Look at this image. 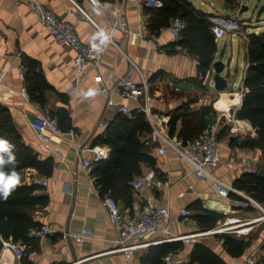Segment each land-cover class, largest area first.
<instances>
[{
  "label": "crops",
  "instance_id": "crops-1",
  "mask_svg": "<svg viewBox=\"0 0 264 264\" xmlns=\"http://www.w3.org/2000/svg\"><path fill=\"white\" fill-rule=\"evenodd\" d=\"M42 1L57 15L72 21L85 43L103 42L109 32L114 42L107 46L101 64L91 63L88 73L78 79L77 70L73 65L75 49L70 45L57 43L28 3L0 0V63H14V69L4 78L5 85H0V102L10 108L25 141L36 149L39 157L54 158V167L49 175L40 172L36 167H27L17 172L19 183L36 181L41 184L42 188L38 192L46 193L49 201L36 207V217L41 223L48 221L57 228L47 239L33 238L25 243L28 258L33 264H81L77 261L92 254H97L93 258V264H142L143 255L152 244L162 242L160 239L203 231L194 216L197 210L192 205L196 201L205 208L224 213L219 221L228 215L260 214L259 208L253 204L235 207L231 198L216 191L209 178L198 177L192 166L185 162L174 148L169 146L166 153L159 154L153 145L146 142L147 149L156 156V177L163 180V185L157 187L146 183L140 189L134 188L130 199L124 195H117V199L122 211L127 215L132 214L148 200L167 205L171 211L170 230L158 231L146 239H129L128 244L138 241L150 243L134 248L131 258L127 259L124 251L113 250L119 246L118 233L103 203L104 196L99 193L95 183L96 177L92 169L85 170L77 159L78 144L92 143L95 135L104 129L99 126V121L103 120L107 125L119 111V106H107L106 97L100 89L101 84H111L113 72H128L132 67L136 79L145 76L150 80L153 110L167 125L175 111H183L186 107L198 110L210 106L206 128L212 124L216 125L218 132L225 128L223 136L229 131L238 132L237 140L256 136L252 122L236 116L242 103L248 66V33L252 32V22L248 18L243 19L245 28L239 30L244 36L241 40L245 39L241 46L244 68L240 80L239 66L234 68L231 65L232 58L228 62L224 59L223 51L221 52L222 39H218L213 63L217 59L226 62L222 74L229 81V88L219 90L215 87L213 79V64L206 75L200 73L197 57L177 43L168 26L157 32L152 30V6L147 5L144 0ZM192 1L196 8L216 14L212 12L211 7H203L197 1ZM223 1L225 3V0ZM240 4L243 5L241 1ZM234 10L231 8L230 12ZM119 14H124L127 18L125 27L114 26ZM229 38L233 42L232 36ZM25 56L39 62L54 87L47 91V110H58L61 106H66L71 114L72 128L64 130L60 127L61 131L54 133L43 145L37 129L32 125L35 106L29 99L25 77L20 71L21 66L24 67L22 58ZM99 75L102 76L101 80L98 79ZM236 84L239 86L235 87ZM224 91L230 93L229 99L236 98L235 93L240 91V102H228L222 107L219 106L217 103ZM114 95L118 103L126 102L132 107L138 104L135 99L124 98L118 92H114ZM63 96L68 99L67 102L63 100ZM241 143L242 141L224 139L222 162L215 170L218 175L233 184L248 166L256 168L262 161L261 149ZM232 161H235L233 165L230 164ZM150 169L151 166L145 165L144 172ZM43 178L48 179V185L41 183ZM182 207L190 210L187 219L181 214ZM84 227L94 229V233L85 236L82 241L63 236L64 231L81 232ZM205 236L210 240H204ZM252 236L253 240L248 246H260L264 256V221L256 223L253 231L246 237ZM181 240L183 246L178 250L185 259L184 264H199L198 261L191 260L190 254L195 242L203 240L213 246L225 258L227 264H235L241 260L233 257L239 255H230L222 240L215 234L192 235L189 239ZM1 259L10 264H24L22 259H17L7 250L0 256Z\"/></svg>",
  "mask_w": 264,
  "mask_h": 264
},
{
  "label": "trees",
  "instance_id": "trees-1",
  "mask_svg": "<svg viewBox=\"0 0 264 264\" xmlns=\"http://www.w3.org/2000/svg\"><path fill=\"white\" fill-rule=\"evenodd\" d=\"M241 0H225L229 7L241 6ZM150 26L154 32L168 26L175 16L182 17L187 25L177 43L181 44L198 59L199 72L209 71L213 64L218 48V38L213 30L211 15L194 5L192 0H164L161 7L152 6ZM247 49L248 66L244 78V93L241 106L237 109L238 118L249 119L256 129V136L242 140V145L258 147L264 153V29L248 33ZM26 89L30 99L47 110V91L53 89L38 61L30 57L22 58ZM236 98L229 99L227 92L222 93L218 105L239 103L240 91ZM65 102L68 101L64 96ZM210 106L198 110L184 108L175 111L168 121L171 136L183 137L186 141L197 137L207 126ZM49 111V109L47 110ZM64 130L72 128L71 114L66 106L49 111ZM152 130L146 114L138 107L130 113L119 110L110 119L104 129L95 135L92 143H104L110 146L109 156L95 161L92 172L99 193L103 196L110 194L124 195L130 199L134 192V180L144 172L145 165L156 170V156L146 145V136ZM225 128L219 132L223 136ZM0 137L5 138L11 147L0 148V173L10 175L12 170L18 172L27 167H36L44 174H51L54 158H40L36 149L28 144L17 126L10 108L0 102ZM236 142V138L234 139ZM14 153V158H10ZM234 185L264 204V162L255 171H244L238 176ZM3 183L0 181V189ZM39 182L17 183L5 198L0 195V250L2 239L13 236L23 244L34 237L29 235L31 227L41 222L37 219L35 209L49 201ZM233 196H237L232 193ZM197 210L194 215L202 230L214 227L224 213L205 208L199 201L192 205ZM215 235L222 239L223 245L230 255H240L252 242V237L238 236L233 232H217ZM183 246L181 239L162 241L152 244L142 257V264H167L164 257L170 250H178ZM191 260L199 264H227L225 258L213 246L203 241H197L191 251ZM24 264H33L26 254L22 258Z\"/></svg>",
  "mask_w": 264,
  "mask_h": 264
},
{
  "label": "built area",
  "instance_id": "built-area-1",
  "mask_svg": "<svg viewBox=\"0 0 264 264\" xmlns=\"http://www.w3.org/2000/svg\"><path fill=\"white\" fill-rule=\"evenodd\" d=\"M13 1L28 3L35 10L42 25L57 43L70 45L75 49L76 54L73 65L77 70L78 79L88 73L90 70L89 65L91 63L94 65L101 64L107 46L110 42H114L113 36L111 32H109L106 33L107 38L103 42L96 44L85 43L81 39L75 24L72 21L57 15L44 1ZM144 1L150 6L161 7L164 5V0ZM209 18L214 23L213 30L218 39L226 36L232 31L241 30L243 23L241 17L234 13V11L229 13L211 14ZM126 25V16L124 14H119L114 22V26L125 27ZM186 25L187 22L182 17L175 16L171 19L168 29L171 35L178 39ZM93 45L96 46L94 47ZM13 69V61L7 64L0 63V85H5L4 78L6 74ZM20 71L21 75L25 77L24 67L21 66ZM132 72L133 67L131 71L128 72L115 71L112 73L111 84L104 82L101 84L100 89L106 97L107 106L116 105L119 106V110L130 113L135 107H132L126 102L118 103L114 92H118L120 96L124 98L135 99L138 103L136 107L145 112L146 118L152 125V130L146 136V142L153 145L154 149H156L159 154L166 153L169 146L174 148L179 153L180 157L192 166V170L198 177L209 178L216 191L224 197L231 198L235 207H245L249 204H253L260 210V214L255 216L228 215L227 217H224L222 221H218L214 227L209 229L198 231L193 234L172 235L165 239H160L159 241L189 239L192 235L215 234L217 232H233L238 236H249L253 231L255 224L264 221V205L246 191L238 188L232 182L215 172L222 162V146L224 143V137L219 135L216 125H210L197 137L187 141L183 137L171 136L169 134L167 123L153 110L151 104L152 93L150 80L145 76H142V79H136ZM98 79L101 80L102 76L99 75ZM30 101L33 102L35 106V116L32 120V125L37 129L41 144L43 145L51 139V136L54 133L60 132L61 128L57 119L49 111L39 106L31 99ZM99 126L104 128L106 126L105 122L100 120ZM70 131L72 134L74 133L73 130ZM109 152L110 146L108 144L99 142H82L77 146V159L85 170L90 171L93 168L94 162L108 157ZM234 162L235 161H232L230 164L233 165ZM247 170L255 171L256 168L248 166ZM156 176L157 173L153 168L143 172L134 180V188L140 189L146 183H151L157 187L162 186L164 183L163 180ZM41 183L43 185H48L49 181L47 178H43ZM232 193H235L237 196H233ZM103 203L105 204L110 220L115 225L118 233L117 242L119 243V246L113 250L124 251L127 259L131 258L134 248L150 243L146 241H138L136 243L128 244L127 241L129 239H146L158 231L162 230L168 232L170 230L171 211L167 205L156 204L153 201L148 200L132 214L127 215L122 211L120 202L115 196L110 194L105 195L103 197ZM181 214L187 219L190 210L187 207H182ZM56 230L57 228L55 225L47 221L38 226L31 227L29 235L39 240H43L49 238ZM93 233L94 229L84 227L81 232L64 231L63 236L73 237L77 241H82L85 236L92 235ZM6 250L12 252L19 260L26 254L25 244L20 240H16L13 236L2 239L0 256L4 254ZM96 255L97 254L86 256L77 262H81V264H93V258ZM233 257L241 258V260L235 264H264V256L260 246H248L239 256ZM164 259L167 264L185 263V259L179 250H170L165 255ZM0 264L10 263H6L5 260L1 259Z\"/></svg>",
  "mask_w": 264,
  "mask_h": 264
},
{
  "label": "rangeland",
  "instance_id": "rangeland-1",
  "mask_svg": "<svg viewBox=\"0 0 264 264\" xmlns=\"http://www.w3.org/2000/svg\"><path fill=\"white\" fill-rule=\"evenodd\" d=\"M197 1V3H199L200 5H202L203 7H211L212 12L215 13H229L230 12V7L227 6L223 0H195ZM203 1V3H202ZM242 4H246L248 5V8L243 11V12H239L237 9L239 8L237 6V9L234 10V13L238 14L241 19L243 20L244 18H248V20H250L251 23V27L250 28L252 31L253 30H262L264 29V0H241ZM211 3L213 5H211ZM245 28V26L242 23V27L241 29L243 30ZM249 30V29H248ZM233 39V42H231V37ZM244 36L242 35L241 32L235 30L232 31L230 33H228L226 36L221 37L222 42H221V52L223 51V57L225 60L231 59V65L236 68V66H239V70H240V75L238 80H240L243 68H244V54H243V49H241L244 40H241ZM226 39H228V41L226 42ZM240 41H242L240 43ZM239 86L238 84L235 85V87ZM240 90V89H238ZM227 95L230 96V93L228 91ZM225 141L226 140H230L234 142V139L236 138V141H242V140H237L238 135L237 133H232L229 131V133L226 136H223ZM260 149V148H259ZM261 157H262V161L259 163V165L261 166L262 163L264 162V153L261 150ZM258 166V165H257ZM260 166L256 167V169H259ZM218 223V222H217ZM204 240H210L209 237L205 236Z\"/></svg>",
  "mask_w": 264,
  "mask_h": 264
},
{
  "label": "clouds",
  "instance_id": "clouds-1",
  "mask_svg": "<svg viewBox=\"0 0 264 264\" xmlns=\"http://www.w3.org/2000/svg\"><path fill=\"white\" fill-rule=\"evenodd\" d=\"M106 38L107 37H105V39ZM93 46L95 47L96 45ZM10 147L11 145L9 144V142L5 138L0 137V148L9 149ZM10 158H14V153H10ZM0 181H2L3 183L2 189H0V195L6 198L12 187H14L15 184L19 183V174L15 169L12 170V173L10 175L0 173Z\"/></svg>",
  "mask_w": 264,
  "mask_h": 264
},
{
  "label": "water",
  "instance_id": "water-1",
  "mask_svg": "<svg viewBox=\"0 0 264 264\" xmlns=\"http://www.w3.org/2000/svg\"><path fill=\"white\" fill-rule=\"evenodd\" d=\"M233 9V6L231 7ZM248 8V5L243 4L241 5L240 8H238L237 10L239 12H243ZM215 70L213 71V79L215 82V87L219 90H225L227 88H229V81L228 79L222 74L224 67L226 65V62L223 59H217L214 61L213 63ZM203 74L206 75L207 71H203Z\"/></svg>",
  "mask_w": 264,
  "mask_h": 264
}]
</instances>
